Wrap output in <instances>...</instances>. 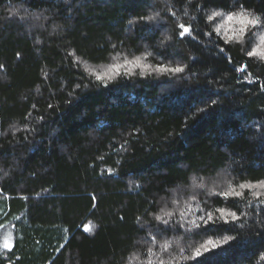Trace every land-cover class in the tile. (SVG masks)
Wrapping results in <instances>:
<instances>
[{
  "label": "trees",
  "instance_id": "16d2710c",
  "mask_svg": "<svg viewBox=\"0 0 264 264\" xmlns=\"http://www.w3.org/2000/svg\"><path fill=\"white\" fill-rule=\"evenodd\" d=\"M0 264H264V0H0Z\"/></svg>",
  "mask_w": 264,
  "mask_h": 264
},
{
  "label": "snow or ice",
  "instance_id": "6c2138e0",
  "mask_svg": "<svg viewBox=\"0 0 264 264\" xmlns=\"http://www.w3.org/2000/svg\"><path fill=\"white\" fill-rule=\"evenodd\" d=\"M242 22H243V21H242ZM252 23H255V21H252ZM187 31H188V29H187ZM187 31L184 30L185 33H186ZM248 55L251 56V55H253V53H252V52H249ZM177 70H179V69H177Z\"/></svg>",
  "mask_w": 264,
  "mask_h": 264
}]
</instances>
